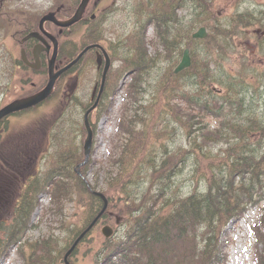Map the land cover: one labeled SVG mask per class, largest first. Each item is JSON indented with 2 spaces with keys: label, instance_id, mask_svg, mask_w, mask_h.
<instances>
[{
  "label": "trees",
  "instance_id": "16d2710c",
  "mask_svg": "<svg viewBox=\"0 0 264 264\" xmlns=\"http://www.w3.org/2000/svg\"><path fill=\"white\" fill-rule=\"evenodd\" d=\"M53 1L43 14L60 7L56 16L65 19L80 0ZM240 2L137 0V9L131 10L133 27L119 41L121 46H114L112 58L123 64L113 72L109 96L131 70L126 91L136 107L123 106L117 143L107 167L97 172L104 174L107 186L101 190L109 201L104 219L115 228V235L94 255L98 264H227L229 226L255 209L249 229L256 245L255 264H264V4L242 8ZM226 6L233 10L224 15ZM43 14L16 5V0H0V96L15 70H28L20 49L30 57L33 40L19 39L38 30ZM151 26L163 52L148 53L146 33ZM202 26L207 36L193 39L192 33ZM45 28L51 32L56 27L47 23ZM99 38L87 36L85 43ZM182 45L189 48L191 66L174 74ZM162 58L168 62L166 79ZM45 71L42 67L33 73L43 79ZM40 87L37 83L18 97ZM148 93L151 97L141 100ZM76 107L74 103L69 109ZM146 119L155 122L148 127ZM65 121L58 117L53 123L47 175H37L31 185L37 192L50 187L47 213L60 217L62 230L20 243L38 206L37 193L28 194L16 205L12 225L4 228L1 256L18 243L23 264H62L65 251L102 207L90 191L99 186L98 178L88 184L76 174L82 149L72 150ZM156 127L171 131V139L181 132L184 142L175 149L165 143L158 148L152 140ZM81 170L85 174L86 168ZM184 174L186 181L180 178ZM66 204L76 217L72 223L64 214ZM115 216L121 219L120 229Z\"/></svg>",
  "mask_w": 264,
  "mask_h": 264
},
{
  "label": "rangeland",
  "instance_id": "374dc122",
  "mask_svg": "<svg viewBox=\"0 0 264 264\" xmlns=\"http://www.w3.org/2000/svg\"><path fill=\"white\" fill-rule=\"evenodd\" d=\"M60 0H56V2H59ZM100 1V0H97ZM102 1V0H101ZM114 1V2H113ZM137 0H106L103 4H101L100 11H108L110 13L109 16V27L111 29H114L115 31H118L122 28L123 25L125 29H128L132 27L133 25V11L137 9V7L134 8L135 3ZM51 3H54L53 0H16V5L20 6H26L31 9L36 10L37 13H42L48 9L49 5ZM264 0H241L239 5H243L242 8L247 7L249 5H252L253 7H258L259 5H263ZM63 6V4H61ZM53 7V6H52ZM114 7L116 10L114 11ZM124 8H127L126 11H124ZM134 8V9H133ZM133 9V11H131ZM233 10V7L226 6L225 8H222V13L224 15L229 14ZM49 11V10H48ZM47 11V12H48ZM129 12V14H127ZM132 13V14H131ZM108 14V13H107ZM70 31L73 32V29H70ZM152 30L150 29L148 32V37L153 38L152 36ZM66 40L74 42L73 37H64ZM157 43L156 41L153 43L152 47H150V50L152 52V48L154 47V44ZM160 63L164 67V79L167 78L169 71L168 69V62L165 60V58H162ZM30 76L29 73H19V71H15L14 77H11L12 81L10 82L9 86L7 87L6 93H4L2 96H0V108L5 106L8 102L11 100L18 98L21 92L23 90H27L32 82H38L39 78L37 75H32V77L28 80H26V77ZM25 79L24 81L18 82V79ZM22 79V80H23ZM166 82V81H165ZM75 78H67L65 81V86L62 89H60L58 92H56V95L53 97L55 98L52 100V103H47L42 107L37 108L36 111L30 110L27 112H22L19 115L15 114L10 116L7 122L4 124V128L6 131H2L0 129V144L3 145V147H9L14 144H23L27 141L29 138L30 133L33 131V135L35 139H41V136L45 135V132H47L48 127L53 122L54 118L56 117L57 113L59 112V106H64L63 99L60 97L62 96V93L65 95H68L72 93L75 89ZM156 89V88H155ZM154 89V90H155ZM126 97V85H123L120 91L116 94L115 98L113 99V103L111 105V108H109L108 112H103L104 115L102 116H96V119L94 120L97 135L96 138H94V147L95 150L92 154V157L90 159V167L87 172V179L90 182H94V179L98 178V185L99 189L106 190L107 186L104 181L103 174H99L97 176V172L100 167L106 166L108 163V159L110 155L113 153V145L117 143V121L118 118H120V113L122 111V105L123 100ZM151 97L150 93L146 94L144 97H140L141 100H148ZM58 98V99H57ZM162 100V99H161ZM130 99L127 98V100L124 103L129 102ZM176 103V102H175ZM114 104V105H113ZM154 112V107L152 111L147 115H152ZM168 116V114H167ZM153 119H146L145 125L148 127H151L153 125L154 121ZM119 126V125H118ZM141 127V126H139ZM172 132L169 130H162L160 127H156L152 131V140L157 143V147L161 149L162 145L165 143L169 147V149H175L180 143L184 142V135L181 132H177L173 139L170 137H167L168 134H171ZM52 134V133H49ZM159 134H163L161 138H158L156 140L155 137H157ZM176 137V138H175ZM181 146V145H180ZM11 156L10 151L6 150H0V159L1 161L8 159ZM19 156V155H18ZM12 159H10L7 171L0 167V181H5L6 179L13 180L15 175V161L14 157L11 156ZM1 164V163H0ZM47 164V161L45 165ZM34 166L33 160H29L28 167L25 171H22L24 175L17 174L16 181L19 180V178L26 176L30 169ZM35 167V166H34ZM107 167V166H106ZM188 174H184L181 176V179H184L186 181ZM185 177V178H182ZM184 190V189H183ZM184 192V191H183ZM47 193H43L40 197L37 198L38 200V206L33 211L30 221L34 229L30 230L27 233V239L34 240L38 238H46L49 234L56 235L58 234V230H62V228L59 227L60 223V217L58 215H52L48 214L47 211L50 209V202ZM41 194V193H39ZM16 197V195H15ZM16 198L13 196L6 199V205L7 207L12 210L14 207V201ZM13 201V204H12ZM113 204L117 205V199L114 197ZM12 206V207H11ZM1 209V207H0ZM256 209L250 210V212L247 214V217L236 224H232L229 227V238H228V245L226 249V254L228 257V263L227 264H254V252H255V242L252 239L250 232H249V223L252 222L254 219V216L256 215ZM73 213V209L71 207V204H66L64 209V214L67 215L70 223L74 222L76 220V217L71 216ZM13 212L8 211L7 213L0 215V228L3 224L4 226H11V220ZM2 222V223H1ZM5 232L2 230L0 231V239L2 240ZM103 236L100 233V228L95 230L88 238V240L85 242L83 247H81L79 252L77 253V263L78 264H94L93 262V255L96 251V249L100 248L103 242ZM88 246L93 248V250H88ZM254 259V260H253ZM0 264H21L19 259L17 258L15 251L11 250V252L7 253L4 256L0 255Z\"/></svg>",
  "mask_w": 264,
  "mask_h": 264
},
{
  "label": "flooded vegetation",
  "instance_id": "af4514ba",
  "mask_svg": "<svg viewBox=\"0 0 264 264\" xmlns=\"http://www.w3.org/2000/svg\"><path fill=\"white\" fill-rule=\"evenodd\" d=\"M97 5L98 3H95L94 12H90L88 16H85L86 23L95 19L96 15L98 14ZM89 29H90V25L85 24L83 26V33L81 34V38H84V36H89L87 33L91 35ZM84 32L87 33L85 34ZM40 42H41L40 40L34 39L32 48L37 43ZM88 44L90 45L99 44L105 49L108 55L110 54L106 45H104L102 41H92L91 43ZM88 44L84 45L81 42L80 46L84 45L83 47H81L84 48L88 46ZM38 57L41 66L45 63L46 59L49 57V53H47L46 50H43L38 54ZM65 59H66L65 56L62 57V59L57 58L58 64H62ZM30 61L31 62L33 61L32 58ZM79 62L74 72H72L71 74L65 77V81L67 78L73 77L75 78V82H76L74 91L68 94L69 98L82 99L85 102H93L95 101L96 98H99L98 101H101V99H104L108 90V84L106 85V83L104 84L103 87H100V91L98 90L101 81L100 75L103 71V67L105 63L102 49H100L99 47L90 48L83 55V57L80 59ZM110 78L108 82H110ZM0 150L10 151L11 156L14 157L13 159L15 161V173H14L15 177H17V174H19L20 176L24 175L22 171H25L27 169L29 160H33L34 163H37L44 155V151L42 150V145H41V139H35L33 135L28 139L26 144H14L9 147H3V145L0 144ZM11 156L10 159H12ZM38 169H39V165L36 168L32 166L30 171L26 173L27 175L19 178L18 181H16L15 177L13 180L8 178L5 181H0V201H2L0 202V204L1 203L4 204V200L8 199L11 196L16 198V202H17L23 196L30 194L32 180L35 174L37 173ZM4 170L7 171V169ZM0 211L2 213L3 211H5L3 206L1 207ZM2 213H0V215Z\"/></svg>",
  "mask_w": 264,
  "mask_h": 264
},
{
  "label": "water",
  "instance_id": "95a60500",
  "mask_svg": "<svg viewBox=\"0 0 264 264\" xmlns=\"http://www.w3.org/2000/svg\"><path fill=\"white\" fill-rule=\"evenodd\" d=\"M88 2H89V0H81L76 11L74 12L73 16L67 20L58 21L55 18L54 13H48L40 19L39 31L41 32L42 35L46 36L50 41H52L53 46H54L53 55H52V57L48 63V75H49L48 83L38 93L31 95V96L24 98V99L14 100L11 103L4 106L3 108H1L0 109V120L3 117H5L9 114H12L14 112L21 111V110L36 106L37 104L41 103L46 98H48L52 92V88H53L54 82L57 79V77L62 72L67 70L71 65L76 63V61L81 57L82 53L88 49V47H87L75 60H73L66 67H64L63 69H61L60 71L55 73L54 72V63H55V59H56L57 42H56V39L52 35H50L49 33H46L43 29L44 22H51L60 28H67V27L72 26L73 24H75L76 22H78L81 19V16H82ZM41 34L39 32H32L27 37H25L24 40L32 37V38L40 39L42 41V43L47 44V42L44 40V38L42 37ZM205 36H206V30L203 27H201L196 33L193 34V38H204ZM49 48H50V46L48 45V48H46L45 50L49 51ZM41 50H44V47L42 44L36 45L35 48L33 49V55H34V58L36 59V62L34 64H31V67L38 68L39 63H38V56L37 55L39 54V52ZM22 59L25 63L29 64V62L27 61V59L25 57L23 50H22ZM189 65H190V59H189V55H188V50H185L183 53V57H182L181 62L179 63V65L175 69V73L189 67ZM107 67H108V64L106 65L105 72L107 71ZM104 76H105V73H104ZM85 126H86L87 131H88V136H87V139H86L85 144H84V154H85V161L84 162H86L88 160L90 147H91V131H90L89 125L87 123V113L85 115ZM95 194L103 200V202H104L103 208L100 211V213L97 215V217L91 222V224L73 242L70 249L67 251V253L65 255V261L67 259V256L73 251V249L76 247L78 242L83 238V236L92 228V226L95 224L97 219L101 216V214L105 211V209L107 207V200L104 197V195L102 193H99V192H96ZM102 233L105 237H109L112 234V229L108 226H105L102 228Z\"/></svg>",
  "mask_w": 264,
  "mask_h": 264
}]
</instances>
